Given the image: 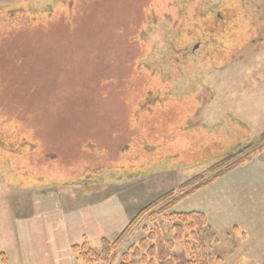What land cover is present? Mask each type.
<instances>
[{
  "label": "rangeland",
  "instance_id": "374dc122",
  "mask_svg": "<svg viewBox=\"0 0 264 264\" xmlns=\"http://www.w3.org/2000/svg\"><path fill=\"white\" fill-rule=\"evenodd\" d=\"M188 9L219 34L180 46ZM263 133L264 0H0V264H79L74 246L100 252ZM258 165L264 151L172 211L207 220L195 264H264V220L241 218L237 187ZM161 226L170 260L193 262Z\"/></svg>",
  "mask_w": 264,
  "mask_h": 264
},
{
  "label": "trees",
  "instance_id": "16d2710c",
  "mask_svg": "<svg viewBox=\"0 0 264 264\" xmlns=\"http://www.w3.org/2000/svg\"><path fill=\"white\" fill-rule=\"evenodd\" d=\"M193 12L194 10L191 11V9L186 10L185 15L181 19V22L186 21L183 25L179 26L180 28L182 27L186 33L184 39L181 37L178 39V43L182 47L185 45L188 46L190 41H194L196 39L204 41V38L206 37L207 40H213V35L216 37V35L220 32L217 30L218 26H216L215 28L217 29H212L210 33L211 38L205 32L203 33L199 31L202 29L201 26L198 27V29L192 30L194 25L202 20L201 18H194L195 13ZM173 19L178 20L179 15L173 17ZM240 19L245 21V14H243ZM161 20L163 22L166 21L163 17ZM188 21H192V23L194 22L195 24L189 25L190 22ZM217 21L219 22L220 20ZM212 22L217 23L216 21ZM214 31L216 32L214 33ZM197 33H200V35ZM244 34L248 38L246 43H250L251 40H255L256 38L261 39V33L258 32L257 29H252L249 25ZM263 151L264 133L255 141L249 143L247 147H244L239 152L229 155L214 165L209 171V173L212 174L209 178L197 176L181 185L177 190L165 193L142 208V210L115 240H101L102 250L100 252H96L91 249L87 240H84L81 245L74 246L73 253L77 257V261L79 264H116V262H120L119 264H133L135 259L142 258L145 261V264H154L156 255L158 254L157 258L160 264H179L177 261H172L168 257L166 249L167 245L164 241L162 233V223H166L169 226V229L173 234L172 243H182L186 254L189 255L193 261L195 258L194 255H196L193 246L197 244L202 249L206 248V245L213 239V236L208 228L207 220L201 213H175L172 211L187 198L199 193L210 183L220 179L233 169L243 165L252 156ZM148 222L152 226L151 230L148 229ZM140 228L148 234V237L142 239L136 247H132L127 252L121 253L120 250L122 246L126 244L128 238L134 234L135 230ZM190 264H195V261L190 262ZM203 264L208 263L205 262Z\"/></svg>",
  "mask_w": 264,
  "mask_h": 264
},
{
  "label": "crops",
  "instance_id": "0c3cea01",
  "mask_svg": "<svg viewBox=\"0 0 264 264\" xmlns=\"http://www.w3.org/2000/svg\"><path fill=\"white\" fill-rule=\"evenodd\" d=\"M257 167L260 168H252L250 174H247V179H244V182H241V185H235V189L239 187L242 192L240 204L242 211L240 216L242 219L247 220V222L249 221L250 223L252 219L256 220L262 218L264 220V166L258 165ZM226 187H228L229 192L232 193L231 184L226 185ZM233 200L234 199L230 197L229 201H226V203L222 205V209H224L222 210V213H228L227 209L233 204ZM256 213L257 215H255ZM240 223L242 225V220Z\"/></svg>",
  "mask_w": 264,
  "mask_h": 264
}]
</instances>
